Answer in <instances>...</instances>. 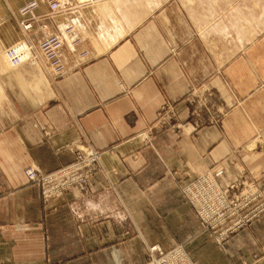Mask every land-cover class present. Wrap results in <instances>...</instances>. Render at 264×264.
<instances>
[{
  "label": "crops",
  "instance_id": "1",
  "mask_svg": "<svg viewBox=\"0 0 264 264\" xmlns=\"http://www.w3.org/2000/svg\"><path fill=\"white\" fill-rule=\"evenodd\" d=\"M30 1L0 0V264H144L182 244L195 264H264V218L222 249L180 190L264 183V0H71L25 31ZM76 19L93 59L61 78L41 57L9 67L5 46ZM83 148L101 153L89 186L47 206L25 170Z\"/></svg>",
  "mask_w": 264,
  "mask_h": 264
},
{
  "label": "built area",
  "instance_id": "2",
  "mask_svg": "<svg viewBox=\"0 0 264 264\" xmlns=\"http://www.w3.org/2000/svg\"><path fill=\"white\" fill-rule=\"evenodd\" d=\"M43 5L50 15L64 13L72 8L71 0H32L20 9L21 25L25 31L33 27L36 11ZM91 34L82 20H73L63 34L46 36L38 45L19 42L5 52L9 67L16 69L26 64L35 65L41 57L55 77L61 78L75 67V60H90L94 55L89 49ZM173 108L166 107L160 117L163 124L173 118ZM101 164V153L91 148L75 150L74 161L51 172L28 168V182L37 186L47 206L64 199L76 189L89 186ZM205 231L213 234L218 242L230 239L264 218V183L243 177L225 187L212 174H205L180 188ZM220 243V242H219ZM144 264H194L183 245L165 250L160 245L149 248Z\"/></svg>",
  "mask_w": 264,
  "mask_h": 264
},
{
  "label": "rangeland",
  "instance_id": "3",
  "mask_svg": "<svg viewBox=\"0 0 264 264\" xmlns=\"http://www.w3.org/2000/svg\"><path fill=\"white\" fill-rule=\"evenodd\" d=\"M23 42V41H22ZM15 45V44H14ZM14 45H7V46H5V52L9 49V48H11V47H13ZM4 52V53H5ZM99 152V151H98ZM259 222V221H258ZM257 223V222H256ZM255 223V224H256ZM254 224V225H255ZM254 225L251 227V228H249V229H247V230H245L246 232H248V231H250V230H252L253 228H254ZM205 231V230H204ZM206 232H208V231H206ZM244 232V231H243ZM242 233V232H241ZM241 233H239V234H237V235H235V236H231V238L230 239H227V240H225V241H223L222 239L218 242V240H217V238L213 235V234H211L210 232H209V234H210V237L213 239V241H215L216 242V244L220 247V248H222V249H224L226 246V244L228 243V242H230L231 240H233L234 238H236V237H238ZM183 245V244H182ZM184 246V245H183ZM185 247V246H184ZM191 259V258H190ZM195 264V263H194Z\"/></svg>",
  "mask_w": 264,
  "mask_h": 264
}]
</instances>
